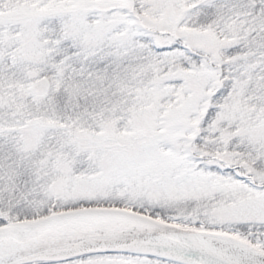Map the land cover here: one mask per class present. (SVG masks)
Listing matches in <instances>:
<instances>
[{
    "label": "snow or ice",
    "instance_id": "snow-or-ice-1",
    "mask_svg": "<svg viewBox=\"0 0 264 264\" xmlns=\"http://www.w3.org/2000/svg\"><path fill=\"white\" fill-rule=\"evenodd\" d=\"M0 264H264V0H0Z\"/></svg>",
    "mask_w": 264,
    "mask_h": 264
}]
</instances>
